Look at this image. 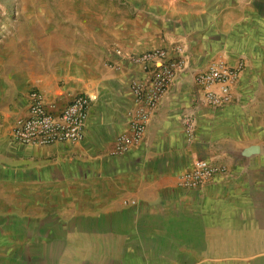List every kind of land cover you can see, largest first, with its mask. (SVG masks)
Returning <instances> with one entry per match:
<instances>
[{"label":"crops","instance_id":"0c3cea01","mask_svg":"<svg viewBox=\"0 0 264 264\" xmlns=\"http://www.w3.org/2000/svg\"><path fill=\"white\" fill-rule=\"evenodd\" d=\"M101 2V18H62V56L49 75L16 62L21 55L0 42V169L62 167L77 179L90 176L97 187H109L107 212L129 220L123 235L153 233L156 243L176 250L208 252V263L264 258V36L247 34L248 22L221 28L205 10L169 12L156 0ZM160 47L181 67L151 109L140 141L119 151L138 106L131 79L142 75L125 55ZM239 61L245 67L228 99L208 104L195 74ZM33 88L62 104L90 94L85 136L12 143L14 121ZM252 145L259 149L252 152ZM197 158L223 164L226 172L215 183L187 188L183 174Z\"/></svg>","mask_w":264,"mask_h":264},{"label":"rangeland","instance_id":"374dc122","mask_svg":"<svg viewBox=\"0 0 264 264\" xmlns=\"http://www.w3.org/2000/svg\"><path fill=\"white\" fill-rule=\"evenodd\" d=\"M156 1L166 3L169 12L208 11L227 30L248 22L252 31L247 34L263 39L264 0ZM100 5L101 0H0V42L21 55L16 62L49 75L62 56V18H101ZM91 181L62 173V167H2L0 259L6 264H220L208 263L204 250L156 243L153 233L123 235L129 220L107 212L109 187ZM231 264H264V258Z\"/></svg>","mask_w":264,"mask_h":264},{"label":"built area","instance_id":"2783aa9c","mask_svg":"<svg viewBox=\"0 0 264 264\" xmlns=\"http://www.w3.org/2000/svg\"><path fill=\"white\" fill-rule=\"evenodd\" d=\"M118 52L124 56L121 51ZM125 58L139 66L142 75L131 79V89L138 106L130 120V132L119 137V151L140 141L151 109L157 105L181 67L179 58L171 56L162 47L125 55ZM244 67V62L239 61L234 66L223 64L198 71L195 79L205 88V101L213 106H222ZM91 101L90 94L79 92L62 104L61 99H49L39 89L33 88L28 94L24 112L14 121L10 140L17 145H50L82 139L87 129ZM225 172V165L207 158H197L184 172L183 185L199 189L215 183Z\"/></svg>","mask_w":264,"mask_h":264},{"label":"water","instance_id":"95a60500","mask_svg":"<svg viewBox=\"0 0 264 264\" xmlns=\"http://www.w3.org/2000/svg\"><path fill=\"white\" fill-rule=\"evenodd\" d=\"M258 149H259V146L258 145H252L249 150H251L252 152H255Z\"/></svg>","mask_w":264,"mask_h":264}]
</instances>
